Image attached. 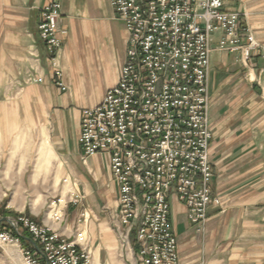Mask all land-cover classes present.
<instances>
[{
    "label": "crops",
    "instance_id": "crops-1",
    "mask_svg": "<svg viewBox=\"0 0 264 264\" xmlns=\"http://www.w3.org/2000/svg\"><path fill=\"white\" fill-rule=\"evenodd\" d=\"M50 2L0 0V205L77 240L92 264H139L136 240L124 248L115 231L119 194L109 159L84 161L79 141L83 109L121 79L125 24L111 0H61L64 90L40 37ZM223 2L245 16L261 48L245 65L219 47L223 32L211 40L210 163L219 202L201 233L187 207L170 199L179 264H264V0Z\"/></svg>",
    "mask_w": 264,
    "mask_h": 264
},
{
    "label": "built area",
    "instance_id": "built-area-1",
    "mask_svg": "<svg viewBox=\"0 0 264 264\" xmlns=\"http://www.w3.org/2000/svg\"><path fill=\"white\" fill-rule=\"evenodd\" d=\"M111 5L125 24L126 58L119 82L98 106L82 111L81 152L84 161L99 154L109 159L119 194L114 223L121 245L136 240L139 264H179L170 199L187 207L201 233L211 205L219 202L210 163L212 35L223 32L219 47L238 52L245 65L261 46L243 23L245 16L225 9L223 0H111ZM61 16V0H51L39 26L58 80ZM58 84L66 89L61 80ZM15 219L31 235L32 248L22 246L20 229L12 226L14 234L0 230V244L17 246L25 264H92L90 251L77 240L64 239L30 216Z\"/></svg>",
    "mask_w": 264,
    "mask_h": 264
},
{
    "label": "rangeland",
    "instance_id": "rangeland-1",
    "mask_svg": "<svg viewBox=\"0 0 264 264\" xmlns=\"http://www.w3.org/2000/svg\"><path fill=\"white\" fill-rule=\"evenodd\" d=\"M217 35L218 32L214 33L212 35L213 37L212 39L214 40L217 37ZM214 42L215 40L213 41V43ZM4 203L6 204V201L1 203L0 206H2ZM11 219H15V218H11ZM15 250H18V254L13 253V251ZM0 264H25V260L23 254H21L20 249L17 246L0 244Z\"/></svg>",
    "mask_w": 264,
    "mask_h": 264
},
{
    "label": "trees",
    "instance_id": "trees-1",
    "mask_svg": "<svg viewBox=\"0 0 264 264\" xmlns=\"http://www.w3.org/2000/svg\"><path fill=\"white\" fill-rule=\"evenodd\" d=\"M5 203L0 206V218L1 217H11V218H17L18 214L16 212H10L7 211L5 209ZM2 229H8L9 231H11L13 234L15 233L12 229V227L6 223V222H0V230ZM20 233H21V238L20 240L22 241V246L24 248H32L31 242L28 239H31V235L22 228V226L20 227ZM41 264H45L44 262H41Z\"/></svg>",
    "mask_w": 264,
    "mask_h": 264
},
{
    "label": "water",
    "instance_id": "water-1",
    "mask_svg": "<svg viewBox=\"0 0 264 264\" xmlns=\"http://www.w3.org/2000/svg\"><path fill=\"white\" fill-rule=\"evenodd\" d=\"M0 222H6V223H8L10 226H12L16 231H19V229H20V226H18V224H17V221H16V219H11V218H9V217H1L0 218ZM30 242H32L33 243V241L32 240H30V239H28ZM34 244V243H33Z\"/></svg>",
    "mask_w": 264,
    "mask_h": 264
},
{
    "label": "bare ground",
    "instance_id": "bare-ground-1",
    "mask_svg": "<svg viewBox=\"0 0 264 264\" xmlns=\"http://www.w3.org/2000/svg\"><path fill=\"white\" fill-rule=\"evenodd\" d=\"M13 253H16V254H18V250H15V251H13ZM15 255V254H14Z\"/></svg>",
    "mask_w": 264,
    "mask_h": 264
}]
</instances>
